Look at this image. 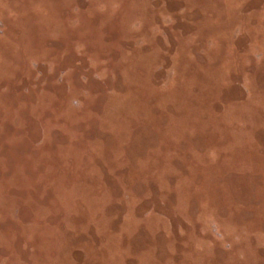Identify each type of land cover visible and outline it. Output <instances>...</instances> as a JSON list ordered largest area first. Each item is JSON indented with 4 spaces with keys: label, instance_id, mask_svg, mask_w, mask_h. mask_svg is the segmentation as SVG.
Wrapping results in <instances>:
<instances>
[{
    "label": "rangeland",
    "instance_id": "1",
    "mask_svg": "<svg viewBox=\"0 0 264 264\" xmlns=\"http://www.w3.org/2000/svg\"><path fill=\"white\" fill-rule=\"evenodd\" d=\"M0 264H264V0H0Z\"/></svg>",
    "mask_w": 264,
    "mask_h": 264
}]
</instances>
